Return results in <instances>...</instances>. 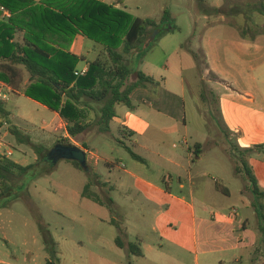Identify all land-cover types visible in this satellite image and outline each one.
I'll use <instances>...</instances> for the list:
<instances>
[{
    "label": "rangeland",
    "instance_id": "obj_1",
    "mask_svg": "<svg viewBox=\"0 0 264 264\" xmlns=\"http://www.w3.org/2000/svg\"><path fill=\"white\" fill-rule=\"evenodd\" d=\"M123 2V8L128 5V12L142 18L157 20L164 14L163 11L168 9L167 22L180 28L177 37L179 43L183 45L189 42L191 35L188 32H190L191 26H194L192 22L194 17L201 18L208 15L213 20H217L220 16H224L230 21L238 20L241 26H244L243 20H246L248 22L246 27L249 28L256 27L255 21L264 20V15L256 10L261 7V3L264 4V0H204L202 3L199 0H129V2L123 0ZM133 4L139 6L140 9L133 7ZM203 8H222L225 13L209 15L203 12ZM199 22L196 25V32L198 36H201L207 32V29L204 28L201 20ZM258 30L264 32V25L259 26ZM258 30L257 27L254 28V31ZM261 42L264 46V40ZM87 43L92 45L93 42L88 40ZM196 43L194 42L193 46L187 43L188 46L184 49L167 56L161 54L160 50L157 51V48L149 49V61L156 64L155 66H164L161 74L166 77L174 74L184 77L187 92L185 97L178 99L181 105H185L188 119V143L193 145L196 142H202L210 145L201 153H204L202 162L196 164L209 167V179L199 183L195 188V193L191 194V185L187 183L186 189L181 190L177 175H173V194L184 198V202L170 199L173 204L171 211H165L157 216L151 210L156 201L146 199L135 192L122 194L119 190L112 191L111 198L116 209V213L113 214L106 206H99L93 200L82 197L83 189L88 182L87 171L76 169L68 160H57L52 157L48 163L39 165L24 178H17L16 191L21 193V197L15 201L11 213H6V216L10 215V218L6 216L0 218L2 252H6L13 260L14 253L20 257H27L28 252L31 251L34 252L36 264H45L51 256L46 250L44 237L38 224V220H40L51 234L56 249L55 256L59 259L58 264H82L81 255L93 258L88 264H112V259H116L117 262L121 260L123 264H131L128 257L132 254L128 250L119 249L116 245L115 240L120 233L117 225L112 223L115 221L125 230L122 235L125 242H136L140 238H146V243H141L146 257H135L133 264H221V261L222 264H239L235 262V259L242 254L241 249L220 250L222 246L225 248L229 246L223 239H229L230 243L240 245V247L249 244L255 245L252 260L247 258L241 261V264H264V238L258 229L252 195L247 189L248 182L242 171L244 163L251 169L254 153L246 154L239 151L236 148L237 137L228 140L225 138L226 134L220 129L224 127L227 133L228 129L234 132V125L240 123L251 132L253 118L264 114V104L256 96L254 102L251 103L252 108L239 107L242 115L239 114L241 117L238 118L235 115L236 104L227 102V100H221V103H218V96L212 92L211 88L213 86L211 80L214 81L216 77L212 74H205V58L202 52L196 49ZM191 47H193L194 53L199 54V68L193 53L188 49ZM262 58H264V50L255 52L250 57L254 62L253 66L257 68L252 73L261 74L259 85L264 88V67L258 69L259 65L264 62L259 63ZM89 59L93 60L94 57L90 56ZM129 60L131 63L133 62L132 67L134 68L138 65L140 56L129 58ZM249 66L246 65V73L247 70H250ZM81 68L82 61L78 63L77 70L81 71ZM235 76L236 80L243 85L244 80L240 79L237 72H235ZM28 77V74L23 72L22 81L25 82ZM134 79L135 76L131 78V81ZM252 87L257 89V85ZM171 92H178L171 84L163 88L153 86L146 99L149 103L160 106L161 98L165 99L169 95H173ZM203 93L206 94V100L201 96ZM31 99L25 94L24 96L12 95L6 102V107L11 112L14 127L24 135L21 140L25 141L29 138L33 143L48 144L52 151L57 143L53 144L52 139L50 140L51 135L57 140L63 138L62 134L57 133L56 137L54 136V127L50 125L53 118L51 110L37 106L34 99ZM198 105L204 113L209 127L213 129L210 138L207 137L209 128L204 126L205 118L203 117L204 120H202ZM91 114H89L88 120ZM93 115L92 121L96 119V113L93 112ZM45 126L47 127L45 128ZM181 136H175L170 140V143L171 145L174 142L177 143L178 150L186 154V144L180 140ZM113 137L115 139L104 138V136L94 140L89 136L86 138L93 152L111 160L114 164V168L111 170L103 162L97 169H94L92 165L89 166V173L92 171L98 174L99 179L106 186H109L110 183L115 185L120 176L125 177L126 174L120 169L125 166L132 168L134 163L130 152L120 143V140H116L118 136L114 133ZM204 139L206 141H203ZM215 142L216 145H214ZM247 142L249 144L250 140ZM127 145L134 151L129 143ZM25 147L30 149L27 143H22L16 135H13L11 142L2 144L0 154L20 163L19 160L23 156L22 148ZM8 151H11L13 156H8ZM137 152L144 156L152 167L160 166L159 161L154 160L148 152L143 150ZM218 160L230 164V168L216 166ZM25 163L33 164L34 160L29 155ZM231 163L234 169L231 168ZM50 167H53V170L49 174H44L32 181L36 173ZM186 174L187 172L184 174V179L187 182ZM216 181L229 189L231 194L227 195L218 191L215 187ZM160 184L165 187L163 182L160 181ZM241 190L248 198H244L245 195H242ZM28 192L31 194L30 197L28 194L23 195ZM103 196H106L105 193ZM202 205L207 207L206 212L201 210ZM191 206L194 207V210ZM211 211L214 212V218L210 214ZM233 212H237L239 215L232 217ZM24 218L29 219L27 226ZM9 220H12V223H9ZM154 220L160 229L166 225L167 231L154 234L152 230ZM243 221L246 222V228L242 227ZM169 222L172 223L171 226H169ZM4 237L11 241V246L8 241L3 239ZM207 239L214 241L216 247L205 244ZM241 239H243L242 242L239 241ZM24 243L26 244L24 245ZM203 251L208 252L203 254Z\"/></svg>",
    "mask_w": 264,
    "mask_h": 264
},
{
    "label": "crops",
    "instance_id": "obj_2",
    "mask_svg": "<svg viewBox=\"0 0 264 264\" xmlns=\"http://www.w3.org/2000/svg\"><path fill=\"white\" fill-rule=\"evenodd\" d=\"M2 1V0H0ZM29 4L38 5L41 4L43 0H29ZM101 2L110 4L115 6L116 8L123 9L125 11L128 10L129 6L126 5L123 8L124 2L123 0H99ZM129 2V0H126ZM14 6H16V0H13ZM219 4V3H218ZM191 5V4H190ZM220 5V4H219ZM133 7H137L140 9L139 6L133 4ZM168 10L165 9L163 13ZM128 12V11H127ZM191 13V11H189ZM130 13V12H129ZM131 14V13H130ZM12 13L5 9L3 6L0 5V21L7 20L11 17ZM164 15V14H163ZM161 18H158L157 21L159 22ZM134 16V15H133ZM138 17V16H134ZM142 18V17H141ZM153 19V18H151ZM201 20L203 22L204 28L207 29L204 35L198 36L196 25ZM192 22L194 26H191L190 38L189 43L193 46L194 42L196 43V49L202 52V55L205 58V74H212L216 77V79L212 81V92L217 94V101L221 103V100H227V102H233L237 105V109L235 111L236 117H241L239 114L242 115L239 107H251V103L254 102L256 96L261 100V103L264 104V88L260 87V75H255L252 71L256 70L257 68L254 65V62L250 59L254 55L255 52H259L264 50V46L261 44L262 40H264V32L258 30L259 26L264 25V20L260 21L257 20L254 22L256 24L257 30L254 31V28L246 27V20H243L244 26H241L238 20L230 21L224 16H220L217 20H213L212 17L208 15H204L201 18L194 17ZM252 23V22H249ZM167 24V22H166ZM164 28L168 31L170 28L169 26H164ZM180 30L178 26L174 28L171 32H167L161 35L156 41L154 40L151 45L150 49L154 50L157 48L161 54L170 55L172 53L178 52L185 47L183 44L179 43L177 32ZM161 31V30H160ZM195 31V32H193ZM18 38L22 39V34L18 35ZM93 42L92 45L87 43V41ZM202 40V41H201ZM186 47L188 46V44ZM188 48L190 52L194 53V50ZM69 51L80 57L82 61V68L88 69L89 65L92 61H94L102 52L103 46L100 44L95 43L93 40L87 38L84 34H77L72 42ZM144 50H136L132 53L131 57L136 58L140 56V61H138V65L136 67H132V63L130 61L131 67L134 71H142L147 76L153 77L157 84H150L145 83L134 90L131 95V99L133 102V109L128 108L125 105H117L116 112L117 116L111 122V129L108 132H101L98 126L91 125L84 133L78 135L76 138H70L71 143L76 144V146L80 147L87 153V160L88 165H92L94 169L103 162L108 168L113 169L114 164L111 160L105 159L102 156L93 152L87 143L86 138L89 136L93 140L99 138L100 136H104V138H114V133L118 136L116 140H120V143L125 147L127 143L131 145L140 157L144 159V161H139L134 159V163L131 166L132 168H128L125 166L122 170L126 176H120L115 182V185L110 183L109 186H106L104 182L100 180L104 186H98L97 189L102 191L103 193H108L111 197V192L115 190H119L122 194H129L135 192L137 195H142L146 199H150L156 201V203L152 207V212L155 216L161 215L165 211L170 212L173 204L170 202L171 200L183 201L184 198H179L173 194V175H177L179 188L181 190L186 189L187 183L191 185V194L195 193V188L198 186L199 183H202L209 179L210 171L208 172L209 167L206 165L198 166L203 160L205 150L208 145L207 143L196 142L193 145L188 143V131H187V124L188 119L185 113V105H181L180 100L178 98L185 97L187 92L186 88V81L183 76H179L177 74L171 75L170 77H166L161 74V70H163L164 66H155L156 64H152L149 61L150 50L147 52H143ZM254 52V53H252ZM196 53V52H195ZM89 55V56H88ZM93 56L94 59L90 60L89 57ZM264 61V58L259 60V63ZM197 65V63H196ZM246 65H250V70H247L246 73ZM166 67V66H165ZM264 67V62L259 65L258 69H262ZM235 72L238 73L240 79H243V85L236 80ZM258 83H257V81ZM136 81V78L132 81ZM28 83V79L24 82V84ZM171 84L178 92H171L173 95H169L167 98L162 99L160 102V106H156L153 103H149L146 99L148 97V92L152 91L153 86H158L163 88L164 86ZM9 89L7 92V99L0 97V101L5 103L10 100L12 95H23L24 94L18 90H15L12 86L7 84ZM257 89L252 86H256ZM33 100V99H31ZM200 100V97H199ZM37 106L50 110L47 106L33 100ZM184 108V109H182ZM198 111H200L202 115V120H204L205 115L201 111L200 106H197ZM262 111V110H260ZM53 114V118L51 120V124L54 127V136L56 137L57 133H61L63 138H68V133L66 129V123L60 117L59 113L51 111ZM11 113V112H10ZM91 114V118L94 117L93 112L88 113ZM260 113V112H259ZM220 114V111H219ZM261 115V116H260ZM253 118L252 129L250 130L244 127L240 123H236L234 125V132L230 131L228 128V140L234 139L235 136L237 137V144L236 148L243 150L245 148H252L257 145L264 146V114H260ZM221 116V114H220ZM8 120H2L3 124L0 126V147L2 144L6 142H11L13 138V134L10 132V127H14L13 120L11 118ZM204 117V118H203ZM87 120V122H93L91 120ZM204 126L209 128V133L207 137L212 136L213 129L209 127L208 122L205 118ZM47 126H45L46 128ZM16 128V127H15ZM17 129V128H16ZM122 129L126 131H130V134L124 133ZM133 133V134H132ZM182 133V134H181ZM182 135L180 140L186 144V154L178 150L179 145L177 143H173L171 145L170 140L175 136ZM82 138V139H81ZM226 138V137H225ZM52 139L53 144L57 143L60 139L55 140L54 137L51 135L50 140ZM115 139V138H114ZM207 139V138H206ZM204 139L203 141H206ZM55 140V141H54ZM248 140H250L248 144ZM38 143V142H34ZM201 144V146H197V144ZM42 144V143H39ZM217 143L215 142L214 145ZM46 148L50 149V145L43 144ZM29 146V145H28ZM85 146L87 148H85ZM128 146V145H127ZM145 151L148 152L150 155L153 156L154 160L159 161V165L157 168L152 167L148 164L147 159L144 156H141L137 151ZM11 151H8L9 153ZM23 156L20 158L21 165L27 166L30 165L26 162L27 156H31L36 163L38 157L30 147L22 148ZM254 156L252 157V167L251 171L253 172L260 188L264 189V148H254L253 150ZM11 155L13 156L12 152ZM16 162V161H15ZM24 163V164H22ZM216 166L224 167L225 169L230 168V164L223 163L222 161H217ZM195 167V168H194ZM208 167V168H207ZM211 167V166H210ZM147 168V169H146ZM231 168L233 165L231 163ZM234 169V168H233ZM150 172H148V171ZM187 172L188 181L184 179V174ZM151 173V174H150ZM157 173V174H156ZM235 174V173H234ZM160 181L163 182L165 185L162 186ZM218 186L224 190V193L229 195L230 190L223 186L219 181H216V189L218 191L223 192V190L218 189ZM247 189L250 192L249 183ZM84 190V189H83ZM226 191V192H225ZM242 195L244 196V192L241 190ZM251 193V192H250ZM31 194L24 193L23 195ZM21 197V194H20ZM83 197V196H82ZM84 198V197H83ZM244 198H248V196H244ZM88 199V198H86ZM18 200V199H17ZM9 203L8 207L2 208L0 205V218L5 217L6 213H11V208L15 205V201ZM253 202V199H252ZM1 204V202H0ZM98 204V203H96ZM99 206H103L98 204ZM194 210V207L191 206ZM98 210V209H97ZM202 211L206 212L207 207L202 205ZM175 211V210H174ZM212 217L214 218V212L211 211ZM10 218L9 216H6ZM102 219V218H98ZM26 221V226L29 224V219L24 218ZM1 222V220H0ZM9 223H12V220H9ZM169 226L172 225L169 222ZM0 225V229H1ZM242 227L246 228V222H242ZM168 227L165 225L162 229H160L154 220L152 224V230L154 234L159 232L167 231ZM207 230V228H206ZM4 240L8 241V244L11 246L12 243L10 240H7L6 237L3 238ZM146 238H140L141 243H146ZM243 239L239 240L242 242ZM229 246L227 248L221 247L220 250L228 251V250H236L237 248L241 249L242 254L239 255L235 262L241 264V261L246 260L247 258L252 260V253L255 249L254 244H249L248 246H241L235 245L230 243L229 239H223ZM116 242V240H115ZM130 241H127L128 243ZM82 243V242H81ZM26 243H24L25 245ZM205 244L212 245L216 247L214 241L207 239ZM233 244V245H231ZM117 245V244H116ZM118 247V245H117ZM142 247V246H141ZM121 250L122 249L118 247ZM143 249V248H142ZM3 249L0 244V264H36V258L34 256V252L29 251L27 257H20L17 254H13L12 259L6 252H2ZM212 252V250H209ZM208 251H203L205 254ZM144 258L146 257H137L135 255H130L129 261L131 264L134 263V258ZM78 259V258H77ZM74 260L75 262L77 261ZM80 260L82 264H88L90 260L93 258H88L84 256H80ZM254 260V259H253ZM112 264H123L120 260L119 262L116 259H112ZM47 262V260H46ZM223 262L221 261V264ZM46 264V263H45Z\"/></svg>",
    "mask_w": 264,
    "mask_h": 264
},
{
    "label": "trees",
    "instance_id": "obj_3",
    "mask_svg": "<svg viewBox=\"0 0 264 264\" xmlns=\"http://www.w3.org/2000/svg\"><path fill=\"white\" fill-rule=\"evenodd\" d=\"M29 3V0H16L14 6L13 0L0 1V5L12 13L7 21H0V80L15 90L21 89L20 92L27 97L59 113L66 123L69 137L60 138L57 143L71 144L70 138H76L91 125L98 126L101 132L110 131L111 122L117 116L116 106L122 104L133 109L131 95L134 90L145 83L157 84L153 77L142 71H134L129 58L134 51L143 49L145 41L155 29L161 30L155 41L161 35L174 30L173 24L167 22L168 10L158 22L151 18L134 17L123 9L99 0H43L38 5ZM256 10L264 15V4L261 3V7ZM203 12L209 15L225 13L222 8H203ZM169 24L171 28L167 31L164 26ZM80 33L102 45L103 52L90 63L87 73L77 76L75 72L81 58L72 54L69 48L75 36ZM19 34H22L21 40L18 38ZM149 49L150 47L144 52ZM193 56L199 68V54L193 53ZM23 72L29 76L27 84H23ZM133 76L136 78L134 82L131 81ZM201 96L204 100L207 99L205 93ZM91 111L96 113V119L92 123L87 122L88 113ZM10 115L6 104L0 101V126L3 124L2 120H8ZM220 129L229 138L226 129ZM9 130L19 141L27 143L38 159L36 163L24 166L0 154L2 208L20 198L21 193L16 191L17 178H24L39 165L48 163L51 150L42 144L31 142L27 137V140H21L24 135L15 127H10ZM122 130L130 134V131ZM125 148L134 159L144 161L129 146L125 145ZM254 148L238 150L248 154ZM68 161L76 169L85 171L79 162ZM52 170L53 167H50L36 173L32 181ZM242 171L249 183L258 229L264 238V189L260 188L247 164H243ZM87 174L88 182L82 196L106 206L115 214L113 199L106 192V196H103V192L97 189L98 186H104L98 174L92 171ZM112 223L119 229L120 234L116 238L118 247L127 249L137 257H144L141 240L126 243L122 238L125 230L117 222ZM38 224L46 250L51 256L46 264H58L51 234L40 220Z\"/></svg>",
    "mask_w": 264,
    "mask_h": 264
},
{
    "label": "water",
    "instance_id": "obj_4",
    "mask_svg": "<svg viewBox=\"0 0 264 264\" xmlns=\"http://www.w3.org/2000/svg\"><path fill=\"white\" fill-rule=\"evenodd\" d=\"M169 28H171V26ZM160 33V29H155L145 41L142 50L148 49L151 43L160 35ZM48 157L49 159L54 157L57 160L63 159L77 161L81 164L85 171L89 172L90 170L87 160V153L80 147L73 144L57 143L56 147L52 151L50 150Z\"/></svg>",
    "mask_w": 264,
    "mask_h": 264
},
{
    "label": "built area",
    "instance_id": "obj_5",
    "mask_svg": "<svg viewBox=\"0 0 264 264\" xmlns=\"http://www.w3.org/2000/svg\"><path fill=\"white\" fill-rule=\"evenodd\" d=\"M88 69H89V68H88ZM88 69H83V70H81V71H78V70H77V71L75 72V74H76L77 76L84 75L85 73H87ZM8 89H9V86L7 85V83H5L4 81H1V80H0V97L7 99V92H6V91H8ZM7 155H8V156H11V152L7 153ZM238 215H239V213H237V212H233V213L231 214L232 217H237Z\"/></svg>",
    "mask_w": 264,
    "mask_h": 264
}]
</instances>
